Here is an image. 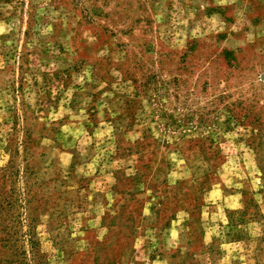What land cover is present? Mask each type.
Listing matches in <instances>:
<instances>
[{
  "label": "rangeland",
  "instance_id": "374dc122",
  "mask_svg": "<svg viewBox=\"0 0 264 264\" xmlns=\"http://www.w3.org/2000/svg\"><path fill=\"white\" fill-rule=\"evenodd\" d=\"M0 264H264V0H0Z\"/></svg>",
  "mask_w": 264,
  "mask_h": 264
}]
</instances>
